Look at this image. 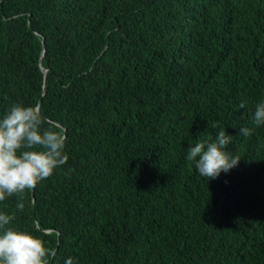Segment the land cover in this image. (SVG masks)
<instances>
[{
    "label": "trees",
    "instance_id": "16d2710c",
    "mask_svg": "<svg viewBox=\"0 0 264 264\" xmlns=\"http://www.w3.org/2000/svg\"><path fill=\"white\" fill-rule=\"evenodd\" d=\"M262 101L264 0H0V116L40 106L68 156L0 211L52 264H264ZM221 130L207 180L187 149Z\"/></svg>",
    "mask_w": 264,
    "mask_h": 264
},
{
    "label": "clouds",
    "instance_id": "9594fccd",
    "mask_svg": "<svg viewBox=\"0 0 264 264\" xmlns=\"http://www.w3.org/2000/svg\"><path fill=\"white\" fill-rule=\"evenodd\" d=\"M245 106L242 101L239 107ZM45 118L38 105H12L0 116V202L13 195L20 200L16 208L23 211L26 191L53 175L64 165L66 136L63 129L45 128ZM253 124L264 125V101L255 107ZM253 129L241 127L243 136ZM231 135L219 131L213 140L206 137L187 149L186 159L194 163L196 171L208 179H216L221 172L236 167L241 157L226 151ZM14 213L0 211V264H52L56 250L28 231L11 226ZM65 264H74L71 258Z\"/></svg>",
    "mask_w": 264,
    "mask_h": 264
},
{
    "label": "water",
    "instance_id": "95a60500",
    "mask_svg": "<svg viewBox=\"0 0 264 264\" xmlns=\"http://www.w3.org/2000/svg\"><path fill=\"white\" fill-rule=\"evenodd\" d=\"M45 71V70H44Z\"/></svg>",
    "mask_w": 264,
    "mask_h": 264
}]
</instances>
